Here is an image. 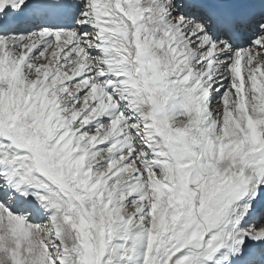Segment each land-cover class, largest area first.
Listing matches in <instances>:
<instances>
[{"label": "snow or ice", "instance_id": "obj_1", "mask_svg": "<svg viewBox=\"0 0 264 264\" xmlns=\"http://www.w3.org/2000/svg\"><path fill=\"white\" fill-rule=\"evenodd\" d=\"M0 264H264V0H0Z\"/></svg>", "mask_w": 264, "mask_h": 264}]
</instances>
